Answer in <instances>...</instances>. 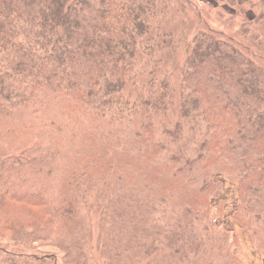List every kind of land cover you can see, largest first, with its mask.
Wrapping results in <instances>:
<instances>
[{"label":"rangeland","instance_id":"rangeland-1","mask_svg":"<svg viewBox=\"0 0 264 264\" xmlns=\"http://www.w3.org/2000/svg\"><path fill=\"white\" fill-rule=\"evenodd\" d=\"M155 1L148 14L153 48L140 50L135 79L121 93L133 105L129 116L94 114L63 97L0 107V197L16 211L0 224V264H178L180 243L188 260L200 254L187 264H221L218 237L242 264L236 251L243 236L253 242L249 215L238 211L235 175L212 177L220 190L208 192L206 208L201 169L173 164L184 140L146 142L139 122L164 80L172 105L161 108L176 124L180 68L199 32L264 69L263 4Z\"/></svg>","mask_w":264,"mask_h":264},{"label":"trees","instance_id":"trees-1","mask_svg":"<svg viewBox=\"0 0 264 264\" xmlns=\"http://www.w3.org/2000/svg\"><path fill=\"white\" fill-rule=\"evenodd\" d=\"M261 2L259 19L264 16ZM155 3L0 0V107L63 97L94 114L129 116L133 105L121 93L135 79L140 50L153 48L148 46L153 42L148 14ZM180 74L176 124L164 111L172 100L169 83L163 80L157 104L140 114L144 141L159 143L170 136L176 144L184 140L173 164L189 172L197 166L201 169L200 192L206 208L208 192L217 195L220 190L212 177L218 172L235 175L238 211L249 215L245 226L264 258V69L225 40L199 32ZM15 215L14 207L0 197V224ZM184 247L180 243L175 249L176 263L200 257L188 260ZM215 253H223L221 264H239L222 237L216 240Z\"/></svg>","mask_w":264,"mask_h":264},{"label":"crops","instance_id":"crops-1","mask_svg":"<svg viewBox=\"0 0 264 264\" xmlns=\"http://www.w3.org/2000/svg\"><path fill=\"white\" fill-rule=\"evenodd\" d=\"M236 257L242 264H264V258L255 250L248 236L242 238Z\"/></svg>","mask_w":264,"mask_h":264}]
</instances>
